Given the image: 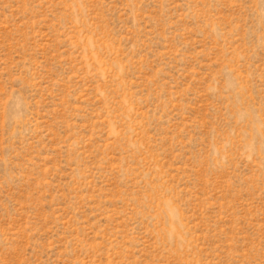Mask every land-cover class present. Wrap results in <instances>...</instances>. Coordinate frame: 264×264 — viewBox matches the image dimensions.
Masks as SVG:
<instances>
[{"label":"rangeland","instance_id":"374dc122","mask_svg":"<svg viewBox=\"0 0 264 264\" xmlns=\"http://www.w3.org/2000/svg\"><path fill=\"white\" fill-rule=\"evenodd\" d=\"M0 264H264V0H0Z\"/></svg>","mask_w":264,"mask_h":264}]
</instances>
